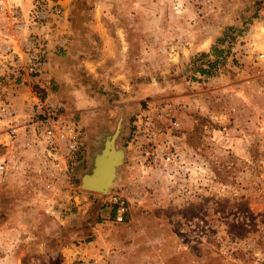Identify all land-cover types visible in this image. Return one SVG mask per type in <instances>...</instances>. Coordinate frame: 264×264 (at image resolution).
Masks as SVG:
<instances>
[{
	"label": "rangeland",
	"instance_id": "rangeland-1",
	"mask_svg": "<svg viewBox=\"0 0 264 264\" xmlns=\"http://www.w3.org/2000/svg\"><path fill=\"white\" fill-rule=\"evenodd\" d=\"M63 2V79L1 72L0 101L62 102L87 155L59 171L0 122V264H264V0H77L82 38ZM119 122L114 184L82 189Z\"/></svg>",
	"mask_w": 264,
	"mask_h": 264
},
{
	"label": "built area",
	"instance_id": "built-area-1",
	"mask_svg": "<svg viewBox=\"0 0 264 264\" xmlns=\"http://www.w3.org/2000/svg\"><path fill=\"white\" fill-rule=\"evenodd\" d=\"M64 14L63 0H0V19L8 22L4 28L0 27L3 36L0 73L42 77L51 36L61 29ZM66 42L62 40L60 45ZM0 122L12 139L25 137L44 161L59 171L77 168L86 159L83 126L60 101L52 102L34 94L22 107L13 100H1ZM5 170L7 163L0 161V172ZM111 200L116 205L115 220L123 221L126 200L120 194Z\"/></svg>",
	"mask_w": 264,
	"mask_h": 264
},
{
	"label": "water",
	"instance_id": "water-1",
	"mask_svg": "<svg viewBox=\"0 0 264 264\" xmlns=\"http://www.w3.org/2000/svg\"><path fill=\"white\" fill-rule=\"evenodd\" d=\"M120 129H121V122H119L115 132L111 136L107 137V139L105 140V142H104L105 147L96 156L95 162H94V167L91 169V171L89 173L82 176L81 184H80V187L82 189L106 193V190L108 189V187L113 182V178H116L118 168L123 163L124 157H125L124 149L118 148L116 145V140L119 136ZM113 156H114V162H112L111 164H109L107 166V164L112 161ZM101 158H103L102 166L105 165V167L106 166L108 167V173H107L106 177L104 178L105 180H103L102 183H99V184L96 183L97 185H94L90 182H87L86 179L88 176H91L94 180L95 179L98 180L100 178V173H101L102 167L100 170V168H99L100 161L99 160Z\"/></svg>",
	"mask_w": 264,
	"mask_h": 264
},
{
	"label": "crops",
	"instance_id": "crops-1",
	"mask_svg": "<svg viewBox=\"0 0 264 264\" xmlns=\"http://www.w3.org/2000/svg\"><path fill=\"white\" fill-rule=\"evenodd\" d=\"M64 1H65V3L67 2L66 9H67L68 14L71 16L69 21L73 23L74 34L76 35L77 38H82V37H80V32L78 30H79L80 25H82V24L84 25V23L81 24V22L79 21L81 14L80 15H78V14L81 11H80V9H78L76 7V1L77 0H64ZM87 31H88V29H87ZM87 35H88V32H86V36ZM0 37L3 41V36L1 34H0ZM77 38H75V39H77ZM50 53H51V55H49V60L47 62V66L49 65V68H48L49 71L48 72L51 71V75H53L58 80L63 79L64 67H63L62 63L65 61V58H64L65 56L60 57V55L58 54L57 48H54V50L51 51ZM0 55H1V50H0ZM46 69H47V67H46ZM22 84H24L25 86L27 85L25 80H23V81H19V83H17L16 86H20ZM13 85L15 86V84H13ZM9 92H10L9 94H11V96H13L15 99L18 98L17 96H14L15 91H9ZM89 163H90V158H89V161H88V159L86 161V168L87 169H88Z\"/></svg>",
	"mask_w": 264,
	"mask_h": 264
},
{
	"label": "bare ground",
	"instance_id": "bare-ground-1",
	"mask_svg": "<svg viewBox=\"0 0 264 264\" xmlns=\"http://www.w3.org/2000/svg\"><path fill=\"white\" fill-rule=\"evenodd\" d=\"M260 38L261 39H263V34H264V28L263 29H261L260 30ZM104 147H105V144H104V146H103V148L99 151V152H97L95 155H94V157H93V165H92V167L90 168V170L89 171H86V172H84L83 173V175L82 176H84V175H86L87 173H89L90 171H91V169L94 167V162H95V158H96V156L104 149ZM88 159V158H87ZM100 166H99V168H100V170H101V167H102V170H101V173H100V178L98 179V180H94L91 176H86L87 177V182H90V183H92V184H94V185H97V184H99V183H102L103 182V180H105L104 178L106 177V175H107V173H108V165L109 164H111L112 162H114V156H113V158H112V161L111 162H109L108 164H107V166L105 167V165H103L102 166V164H103V158H101L100 160ZM86 164V163H85ZM85 167H86V165H85ZM84 167V168H85ZM104 169V170H103ZM103 171V172H102ZM116 176H117V174H116ZM114 181H115V178H113V182H112V184L108 187V189L106 190V192H109V190H110V188H111V186L114 184ZM97 183V184H96Z\"/></svg>",
	"mask_w": 264,
	"mask_h": 264
},
{
	"label": "flooded vegetation",
	"instance_id": "flooded-vegetation-1",
	"mask_svg": "<svg viewBox=\"0 0 264 264\" xmlns=\"http://www.w3.org/2000/svg\"><path fill=\"white\" fill-rule=\"evenodd\" d=\"M88 142H89V140H88ZM89 146H90V145H89ZM89 146H88V147H89ZM91 157H92V156H90V160H91ZM92 161H93V159H92ZM91 167H92V166H90V168H91ZM90 168H89V164H88V169L90 170Z\"/></svg>",
	"mask_w": 264,
	"mask_h": 264
}]
</instances>
